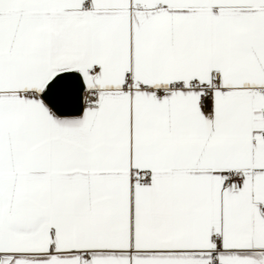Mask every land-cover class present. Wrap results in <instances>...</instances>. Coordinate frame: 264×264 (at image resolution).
<instances>
[{"label": "snow or ice", "instance_id": "6c2138e0", "mask_svg": "<svg viewBox=\"0 0 264 264\" xmlns=\"http://www.w3.org/2000/svg\"><path fill=\"white\" fill-rule=\"evenodd\" d=\"M0 264H264V0H0Z\"/></svg>", "mask_w": 264, "mask_h": 264}]
</instances>
